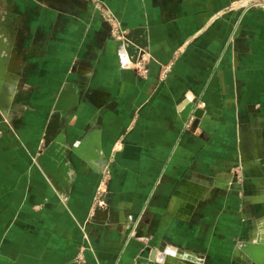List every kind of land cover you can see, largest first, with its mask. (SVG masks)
Instances as JSON below:
<instances>
[{
	"label": "crops",
	"instance_id": "crops-1",
	"mask_svg": "<svg viewBox=\"0 0 264 264\" xmlns=\"http://www.w3.org/2000/svg\"><path fill=\"white\" fill-rule=\"evenodd\" d=\"M0 2V264H253L237 244L264 184L231 183L244 163L264 175V4Z\"/></svg>",
	"mask_w": 264,
	"mask_h": 264
},
{
	"label": "bare ground",
	"instance_id": "bare-ground-1",
	"mask_svg": "<svg viewBox=\"0 0 264 264\" xmlns=\"http://www.w3.org/2000/svg\"><path fill=\"white\" fill-rule=\"evenodd\" d=\"M1 35L3 36V34H1ZM10 39L11 38H9L8 40H10ZM3 41H4V39H3ZM4 45H5V42H4ZM1 49L2 48H1V45H0V51H1ZM56 116H58V115H56ZM53 128H55V127L53 126L51 129H53ZM51 131H53V130H51ZM94 142L95 141H93V143ZM91 143H92V141H91ZM91 146L97 147L98 145H91ZM93 147H92V150H93ZM79 148L80 149H84L85 148V144L83 145V147H79ZM95 151H96V149H95ZM259 163H258V161L250 162L249 164H247L244 167L245 171H246V177L249 178L250 182L255 183L257 185L264 184V175L262 174V171H261L262 167H260ZM253 170L255 171L254 173H253ZM217 182H218V180H217ZM213 184H217V183L215 181H213ZM263 197L264 196L260 192H257L256 194L255 193L251 194V196H249L251 201H255V202L261 201V198H263ZM255 231H256L255 232L256 236H258V235L261 236L260 241L258 239V241L256 240L254 243L247 242V243L241 244V248H239V250H238V252H239L238 255H240L244 261L253 260V261H255L258 264H264V238H263V236H264V222H261L260 224H258L256 226ZM168 259H169V261L175 262V263H183V264L193 263V264H198L196 259L189 258L188 256L179 257L178 258L173 253H170V256L168 257Z\"/></svg>",
	"mask_w": 264,
	"mask_h": 264
},
{
	"label": "rangeland",
	"instance_id": "rangeland-1",
	"mask_svg": "<svg viewBox=\"0 0 264 264\" xmlns=\"http://www.w3.org/2000/svg\"><path fill=\"white\" fill-rule=\"evenodd\" d=\"M254 1V3L255 2H262L263 4H264V0H253ZM17 7L20 9V10H24V11H26V12H28L29 11V9H28V5H27V3H22V2H19V5H17ZM4 12V4L2 3V2H0V17L1 16H4L6 13H3ZM29 13V12H28ZM34 13V14H33ZM33 13H31V15H32V17L33 18H36V15H37V12L36 11H33ZM18 14H16V17H15V21H14V23H13V26H14V34H12V36L14 37V42H15V44H17V50H19L20 51V53H19V51L17 52V53H19V55H21V58H22V60H24V57H25V54L27 53V50L24 52V53H22V50H21V45L22 44H25V45H28V43L29 42H32V37H30V34H28V29H29V27H28V23H27V21L25 20V19H21V17L20 16H17ZM29 19V18H28ZM30 21H35L34 19H29ZM0 24H1V22H0ZM3 24H4V22H3ZM33 24V23H32ZM15 100H16V97H15ZM0 117H1V114H0ZM46 149V145L45 144H43V150H45ZM248 162V161H247ZM249 164V163H248ZM245 165H247L246 163H244V165H243V170L242 169H237V171H236V173H234V178H233V181H232V186L233 185H240V186H245L246 185V178H245V169H244V166ZM245 184V185H244ZM258 188H260L261 189V187H258ZM255 220H253V223L255 222L256 223V226L258 225V224H260V222H262L261 221V217H259V218H254ZM248 228H250V229H248V232H247V234H246V236H245V238H244V240L242 239L241 241H239L238 242V244H237V248H239L240 247V245L241 244H243V243H247V242H252V243H254L256 240L258 241V239H261V236L260 235H258V236H256V234H255V229H256V227H254V224H253V226H250L249 224H248ZM255 239V240H254ZM178 248H174V250H177ZM179 250V249H178ZM173 252H175V251H173ZM170 253H172V252H169V254ZM165 254L163 255V259H161V261H163L164 263L166 262L165 261ZM190 264H193V263H190ZM253 264H258V263H256L255 261H253Z\"/></svg>",
	"mask_w": 264,
	"mask_h": 264
},
{
	"label": "built area",
	"instance_id": "built-area-1",
	"mask_svg": "<svg viewBox=\"0 0 264 264\" xmlns=\"http://www.w3.org/2000/svg\"><path fill=\"white\" fill-rule=\"evenodd\" d=\"M96 4H97L96 8L98 12L100 13L101 18L112 29V33H111L112 39L114 41L121 42V49H120L121 58L134 63L136 65L137 72L141 73L143 76H146L148 74V69H147V64L145 63L144 58H142L143 57L142 53H139L141 55L131 56L127 52V49L130 46L127 41V32L118 26L117 19L115 18V16L111 13L109 8L104 3L97 1ZM162 73H163V77H162L163 79L166 77L167 70H163ZM189 126H190V123L187 124V127ZM2 134H3V130L0 125V137L2 136ZM83 259H84L83 256L78 257L79 261H83Z\"/></svg>",
	"mask_w": 264,
	"mask_h": 264
},
{
	"label": "water",
	"instance_id": "water-1",
	"mask_svg": "<svg viewBox=\"0 0 264 264\" xmlns=\"http://www.w3.org/2000/svg\"><path fill=\"white\" fill-rule=\"evenodd\" d=\"M259 241H260V239H259Z\"/></svg>",
	"mask_w": 264,
	"mask_h": 264
}]
</instances>
